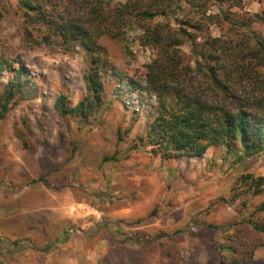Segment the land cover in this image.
<instances>
[{
    "label": "trees",
    "instance_id": "obj_1",
    "mask_svg": "<svg viewBox=\"0 0 264 264\" xmlns=\"http://www.w3.org/2000/svg\"><path fill=\"white\" fill-rule=\"evenodd\" d=\"M15 5L22 43L62 53L79 47L87 57L84 99L73 105L67 96L59 95L54 101L61 130L54 144L46 139L39 143L42 164L51 158L57 164L45 168L42 178L53 176L60 188L70 184L66 165L80 148L72 131L82 134L106 108L104 91L113 78L129 92L155 100V116L136 137L134 147L147 148L165 162L198 158L217 146L228 152L237 148L246 158L264 157V9L247 12L241 0H124L115 4L108 0H15ZM10 7L9 0H0V21ZM132 26L140 31L139 44L152 49L155 57L144 72L128 76L111 61L102 40L125 42ZM213 27L219 29L218 37L212 35ZM10 66L0 62V71ZM12 74L0 90V123L23 101L37 97L36 85L22 68ZM21 124L13 136L22 149H36L40 144L33 142L28 123ZM116 135L118 145L124 138L120 129ZM117 154L103 161H117ZM263 195L264 177L241 175L228 199L219 201L227 207L240 202L234 215L217 220L212 210H206L192 221L204 235L200 242L211 253L205 264H264V259L256 257L264 249ZM143 221L125 224L134 227ZM43 228L42 222L31 221L24 239L46 254L76 231L66 221L54 239L37 248ZM110 241L103 264H151L152 258L156 264H200L195 260L200 248L185 259L180 231L150 237L135 255L123 242L113 237Z\"/></svg>",
    "mask_w": 264,
    "mask_h": 264
},
{
    "label": "rangeland",
    "instance_id": "obj_2",
    "mask_svg": "<svg viewBox=\"0 0 264 264\" xmlns=\"http://www.w3.org/2000/svg\"><path fill=\"white\" fill-rule=\"evenodd\" d=\"M9 1L11 7L0 21V62L11 68L0 71V90L12 73L22 68L36 85L37 97L23 101L0 123V264H103L112 237L135 255L150 237L174 231H180L179 246L185 259L200 248L195 260L205 264L211 253L200 242L204 235L192 221L206 210H212L210 214L217 220L234 215L240 202L227 207L219 201L228 199L241 175L264 177V157L246 158L237 148L228 152L226 147L217 146L198 158L165 162L147 148L134 147L136 137L155 116V100L138 91L129 92L113 78L104 91L106 108L82 134L72 131L80 148L66 165L70 184L61 189L53 176L42 178L45 168L50 170L57 164L54 158L42 164L44 153L39 143L46 139L54 144L61 130L54 101L59 95L67 96L73 105L84 99L87 57L79 47L62 53L22 43L21 19L15 0ZM108 1L115 4L124 0ZM241 4L250 13L264 9V0H241ZM211 33L220 35L216 27ZM139 35L132 26L125 42L102 40L111 61L128 76L144 72L155 57L152 49L139 44ZM24 120L33 132V142L40 144L34 150L22 149L13 136L14 128L21 129ZM118 129L124 141L117 145ZM115 151L117 161H103ZM103 190L107 193L102 194ZM141 219L144 221L134 227L125 224ZM33 220L44 227L36 239L37 248L54 239L66 221L72 222L76 231L66 242L42 253L24 239ZM256 257L264 259V249ZM150 263L157 261L152 258Z\"/></svg>",
    "mask_w": 264,
    "mask_h": 264
}]
</instances>
